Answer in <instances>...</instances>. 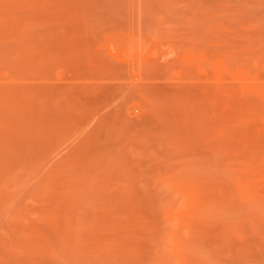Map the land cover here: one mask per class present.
Segmentation results:
<instances>
[{
	"label": "rangeland",
	"instance_id": "374dc122",
	"mask_svg": "<svg viewBox=\"0 0 264 264\" xmlns=\"http://www.w3.org/2000/svg\"><path fill=\"white\" fill-rule=\"evenodd\" d=\"M0 264H264V0H0Z\"/></svg>",
	"mask_w": 264,
	"mask_h": 264
}]
</instances>
